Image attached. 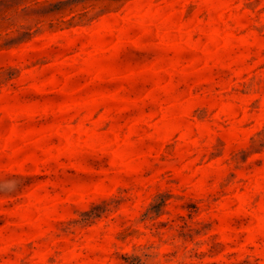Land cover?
Instances as JSON below:
<instances>
[{
  "label": "rangeland",
  "instance_id": "374dc122",
  "mask_svg": "<svg viewBox=\"0 0 264 264\" xmlns=\"http://www.w3.org/2000/svg\"><path fill=\"white\" fill-rule=\"evenodd\" d=\"M0 264H264V0H0Z\"/></svg>",
  "mask_w": 264,
  "mask_h": 264
}]
</instances>
